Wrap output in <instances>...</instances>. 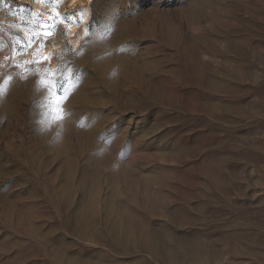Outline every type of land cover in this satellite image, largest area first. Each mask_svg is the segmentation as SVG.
Masks as SVG:
<instances>
[{
    "label": "rangeland",
    "instance_id": "obj_1",
    "mask_svg": "<svg viewBox=\"0 0 264 264\" xmlns=\"http://www.w3.org/2000/svg\"><path fill=\"white\" fill-rule=\"evenodd\" d=\"M72 2L53 120L4 59L34 0H0V264H264V0Z\"/></svg>",
    "mask_w": 264,
    "mask_h": 264
},
{
    "label": "snow or ice",
    "instance_id": "obj_2",
    "mask_svg": "<svg viewBox=\"0 0 264 264\" xmlns=\"http://www.w3.org/2000/svg\"><path fill=\"white\" fill-rule=\"evenodd\" d=\"M37 2L40 4L51 5L52 3H60L61 0H37ZM79 11L83 12V9ZM75 15V13H68L64 15H59L58 13L55 15L47 14L46 20L37 19L35 28L29 27L28 30L24 33L25 39L14 45L11 53L8 56L4 57L5 60L11 59L13 61V64L11 66L20 70L21 75L19 76V78L21 79H27L29 74L39 77L41 72L45 73L44 82L46 84V90L49 93L47 102L51 105L50 116L53 120H61L65 115H67L61 103L66 98L67 93L64 97L59 98H57L56 95V89L60 86L61 81L65 80L66 77L65 71L60 67L51 69L43 65V62H50L59 54L50 53L48 55H43L42 53L44 51V42L39 41V36L43 35L45 39L53 36L55 34L54 29L58 24H64L68 28L73 26L78 27L82 22L83 17L79 16L74 20L73 17ZM88 35L89 33L86 29L85 36L87 37ZM84 42L87 43V39H85ZM33 44L36 45L35 48H32ZM29 49H32L30 53H28ZM25 53H28L32 58L20 60L18 62L15 61V57L24 55ZM3 66V62L0 61V68H2ZM57 73H59V75H57ZM8 79L11 80L12 77L9 76ZM4 94V90L0 89V98H2Z\"/></svg>",
    "mask_w": 264,
    "mask_h": 264
},
{
    "label": "bare ground",
    "instance_id": "obj_3",
    "mask_svg": "<svg viewBox=\"0 0 264 264\" xmlns=\"http://www.w3.org/2000/svg\"><path fill=\"white\" fill-rule=\"evenodd\" d=\"M85 1H88V0H73L72 3L76 4V3H82V2H85ZM57 4L58 3H56V5ZM57 13L59 15H64L62 13V10H60L57 7L56 8L50 7V8H48V10H44V4H40V3L37 2V0H34V3H33V14H34L35 17L39 16V19L46 20L47 19V14L55 15ZM80 16L83 17V20L79 24V26L78 27L73 26V27L68 28L69 29V34H71V38L73 39V47H75V49L79 46V44L81 42V39L85 35V30L87 29L86 25L88 23V19H89V16H90L89 8L88 7L84 8L83 12L80 13ZM73 19L75 20L76 16H74ZM52 47L54 48V47H56V45L50 46V47H45L44 51H43V55H48L50 53H53L54 50H53Z\"/></svg>",
    "mask_w": 264,
    "mask_h": 264
}]
</instances>
